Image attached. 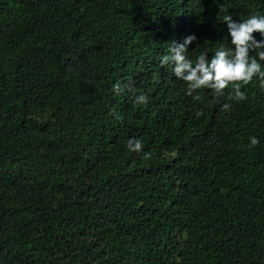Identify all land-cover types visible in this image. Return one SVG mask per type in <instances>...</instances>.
Returning <instances> with one entry per match:
<instances>
[{
    "label": "trees",
    "instance_id": "trees-1",
    "mask_svg": "<svg viewBox=\"0 0 264 264\" xmlns=\"http://www.w3.org/2000/svg\"><path fill=\"white\" fill-rule=\"evenodd\" d=\"M250 14L0 0V264H264V86L188 94L159 59L189 33L193 61L231 48L223 17Z\"/></svg>",
    "mask_w": 264,
    "mask_h": 264
},
{
    "label": "clouds",
    "instance_id": "clouds-1",
    "mask_svg": "<svg viewBox=\"0 0 264 264\" xmlns=\"http://www.w3.org/2000/svg\"><path fill=\"white\" fill-rule=\"evenodd\" d=\"M227 35L230 37L231 48L221 45L209 57L201 52L195 60L188 58L189 46L198 39L195 33H189L181 42H176L168 54L160 56V64L171 67L175 77L187 82L188 94L199 88H209L222 95L223 90L230 86L229 95L235 100L247 98L246 91L241 90L256 77L264 86V14H250L245 19L223 17ZM113 88L119 90V84ZM141 103L147 97L140 95ZM224 108H228L226 103ZM256 136L249 137V145L259 143ZM129 150L139 152L142 148L139 139L130 138L127 141Z\"/></svg>",
    "mask_w": 264,
    "mask_h": 264
}]
</instances>
